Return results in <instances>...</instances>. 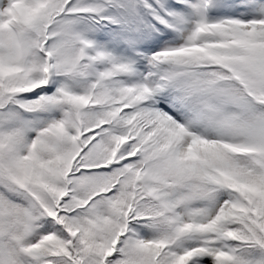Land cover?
Segmentation results:
<instances>
[{
  "label": "snow or ice",
  "instance_id": "1",
  "mask_svg": "<svg viewBox=\"0 0 264 264\" xmlns=\"http://www.w3.org/2000/svg\"><path fill=\"white\" fill-rule=\"evenodd\" d=\"M0 264H264V0H0Z\"/></svg>",
  "mask_w": 264,
  "mask_h": 264
}]
</instances>
